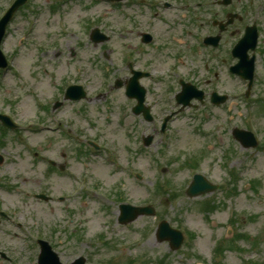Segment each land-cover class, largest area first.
I'll return each instance as SVG.
<instances>
[{"label":"rangeland","instance_id":"374dc122","mask_svg":"<svg viewBox=\"0 0 264 264\" xmlns=\"http://www.w3.org/2000/svg\"><path fill=\"white\" fill-rule=\"evenodd\" d=\"M63 13L57 17L60 23L49 32L47 28L44 32L45 15L38 17L37 35L42 43L38 40L37 44L18 48L16 34L12 32L7 39L5 49L19 51V55L14 59L13 71L1 74L0 110L10 114L19 129L16 135L6 137L12 142L4 151L6 164L0 166V207L22 230L15 231L14 236L10 220L4 221L0 251L18 264H37V249L29 250L28 239L37 229H44V237L54 244L64 264L80 256L86 258V264H127L129 260L134 264H157L163 258L166 264H214L213 251L219 243L228 249L217 263L264 264V145L242 149L229 137L239 118L231 117L228 125L225 119L229 115L225 116L227 109H223L221 116L214 117L216 127L196 132L180 127L183 121L178 120L168 136L160 135L154 147L142 149L141 135L134 131L149 127L135 117L127 118L130 123L123 127L119 123L120 110L127 107L128 117L132 103L122 100L116 90L100 95L113 87L117 75H121L116 69L121 68L112 41L94 46L88 33L98 27L111 38V12L103 5L83 6L81 13L78 8ZM78 16L84 17L86 24H81ZM15 25L20 28L23 22L17 20ZM59 34L64 37L59 39ZM53 36L56 44L51 43ZM120 60L124 67L123 56ZM125 73L124 68L122 75ZM63 83L82 86L87 100L64 103L58 110L45 112L42 106L50 101L54 104ZM154 93L153 110L162 117L165 98L159 89L155 88ZM236 107L243 113L238 128L252 131L263 143L264 117L256 115L246 120L257 108H246L239 101ZM88 141L102 147L98 152L78 156V145ZM209 144H215L212 152L207 151ZM226 148L234 154L231 159L226 158ZM42 156L47 162H55L53 172L47 171L44 161L41 163ZM192 157L198 158L199 166L195 170L184 168L181 164ZM60 168L64 171L57 170ZM194 173L218 185L230 184V173L237 177L223 190L188 199L185 190ZM10 184L14 187L5 190ZM157 185L176 195H155ZM233 189L234 193L226 194ZM35 194L51 200L39 202ZM118 197L132 206L150 204L156 215L137 218L123 227L116 221ZM212 202L217 207L212 214L199 209L201 204ZM159 220L169 221L173 228L192 232L195 237L172 252L166 242H156L154 231ZM53 229L56 233L51 235ZM73 232L81 236L80 241ZM242 234L247 239L239 240Z\"/></svg>","mask_w":264,"mask_h":264},{"label":"flooded vegetation","instance_id":"af4514ba","mask_svg":"<svg viewBox=\"0 0 264 264\" xmlns=\"http://www.w3.org/2000/svg\"><path fill=\"white\" fill-rule=\"evenodd\" d=\"M85 2L109 6L114 55L120 62L122 52L125 66L130 67V77L141 78L139 84L145 89L146 106L153 114L156 88L167 98L165 108L170 115L183 114L179 112L176 96L188 90L200 93L203 99L201 103L193 99L187 111L208 114L213 121L211 114L226 108L230 118H237L233 112L238 100L234 95L235 76L230 70L237 63L233 49L243 39L241 55L243 52L247 58L254 55L258 71L264 75V0L43 1L45 6L54 3L55 10L66 12L75 7L81 9ZM48 9L51 10L50 6ZM213 94L226 96V103L213 105ZM134 117L144 123L141 117ZM147 125L151 133L156 132L155 121Z\"/></svg>","mask_w":264,"mask_h":264},{"label":"water","instance_id":"95a60500","mask_svg":"<svg viewBox=\"0 0 264 264\" xmlns=\"http://www.w3.org/2000/svg\"><path fill=\"white\" fill-rule=\"evenodd\" d=\"M201 191H204V190H202V189H197V190H191L190 192H189V195L190 196H193V195H196V194H198V193H200ZM133 212L134 213H128V212H125L124 214H123V218L126 220V219H129V220H133L135 217H137L138 215H141V214H145V213H147V214H152L153 212L151 211V210H149L148 208H145V209H136V210H133ZM164 226H166L167 227V225H164ZM168 232H170V233H173V234H176V233H174V232H171V231H168ZM177 235V239L180 241V236L178 235V234H176ZM173 239V238H172ZM44 255L45 254H43L42 255V257H41V259H39L40 260V264H45L44 262H45V260H44Z\"/></svg>","mask_w":264,"mask_h":264}]
</instances>
